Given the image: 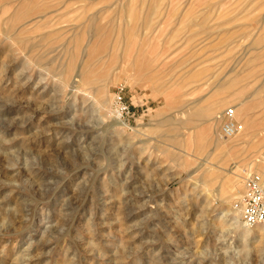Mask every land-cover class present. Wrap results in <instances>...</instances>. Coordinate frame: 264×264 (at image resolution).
<instances>
[{
    "label": "rangeland",
    "instance_id": "374dc122",
    "mask_svg": "<svg viewBox=\"0 0 264 264\" xmlns=\"http://www.w3.org/2000/svg\"><path fill=\"white\" fill-rule=\"evenodd\" d=\"M263 171L264 0H0V264H264Z\"/></svg>",
    "mask_w": 264,
    "mask_h": 264
},
{
    "label": "built area",
    "instance_id": "2783aa9c",
    "mask_svg": "<svg viewBox=\"0 0 264 264\" xmlns=\"http://www.w3.org/2000/svg\"><path fill=\"white\" fill-rule=\"evenodd\" d=\"M114 110L119 117L128 113V108L117 95L114 99ZM235 107L228 106L220 113L219 133L221 137L229 138L242 128L235 117ZM246 179V191L242 202V223L247 227L260 225L264 231V179L256 173H250Z\"/></svg>",
    "mask_w": 264,
    "mask_h": 264
},
{
    "label": "bare ground",
    "instance_id": "6f19581e",
    "mask_svg": "<svg viewBox=\"0 0 264 264\" xmlns=\"http://www.w3.org/2000/svg\"><path fill=\"white\" fill-rule=\"evenodd\" d=\"M44 8V7H43ZM43 17V16H42ZM46 17V16H45ZM31 21V20H30ZM89 65V64H88ZM88 65L86 66L85 65V67H87V69H88ZM84 67V68H85ZM88 74V73H87ZM86 75V74H85ZM85 80V79H84ZM89 80H91V77H90V79ZM84 82V81H83ZM90 82H92V81H90ZM89 82V83H90ZM84 84H85V82H84ZM86 85H87V82H86ZM103 90H104V88H103ZM98 98V97H97ZM96 99V98H95ZM222 100V99H221ZM224 101V100H223ZM97 104H100V106H103V100H96L95 101ZM219 107H220V105H219ZM208 108H210V107H208ZM236 110V116H238V108H236L235 109ZM219 111H217V107H216V109L208 116V121H209V125H210V127L211 128H214L215 127V125H216V123L220 120V114L219 115H216V113H218ZM221 113V112H220ZM118 117V116H117ZM191 119V118H190ZM192 120V119H191ZM207 120V119H206ZM208 127V129L207 130H209V126H207ZM243 128V127H242ZM211 130V129H210ZM209 130V131H210ZM209 131H208V133H209ZM241 131H242V133H244L246 130L244 129H242V130H240V131H238L237 132V134H235L234 135V137H236L238 134H240L241 133ZM205 135H207V132H206V134ZM233 137V136H232ZM230 138V137H229ZM194 139H196L195 137H194ZM243 140V139H242ZM235 141V140H234ZM233 141V142H234ZM196 142V141H195ZM236 142H237V140H236ZM222 143V142H221ZM220 143V144H221ZM242 164V163H241ZM244 165V164H243ZM247 165V164H246ZM239 167V166H238ZM241 167V166H240ZM257 167V166H256ZM240 169V168H239ZM250 169V168H249ZM209 170V169H208ZM248 172V171H247ZM250 172V171H249ZM248 172V173H249ZM264 172V171H263ZM240 176V175H239ZM237 179V178H236ZM231 180V179H230ZM238 181H236L235 180V178H233L232 180H231V182H230V185H231V187L235 190L236 189V187H238ZM219 191V190H218ZM220 192V191H219ZM230 195H232L231 194V191H230V194H229V196ZM228 196V197H229ZM230 198V197H229ZM242 200V199H241ZM233 207V206H232ZM231 214L232 215H234V218H235V216L238 218V217H240V215H241V211H242V201H241V204L240 205H238V206H236V207H234V208H231ZM226 214H227V212H226ZM223 217L224 216H222L221 218L222 219H220V222L218 223L217 222V224H219V225H221L222 226V224H223ZM242 217V216H241ZM217 218V217H216ZM237 223V224H235V226L233 227L234 228V230L235 231H237L241 236H244V239H247L248 238V236H249V234H252L253 232L255 233L254 235H253V237L255 238V240H261L262 238H264V234H262V232L264 233V231H263V229H260V228H252V227H247V226H245L242 222L240 223V221H234V223ZM233 223V224H234ZM230 224H232V223H230ZM240 228H239V227ZM256 242V241H255ZM260 242V241H259ZM261 243V242H260ZM262 248L259 246V245H257L256 246V252H259L260 250H261ZM240 250V249H239ZM243 250H245V249H243ZM246 251V250H245ZM236 253V252H235ZM248 253V252H247ZM235 255V254H234ZM235 257V256H234Z\"/></svg>",
    "mask_w": 264,
    "mask_h": 264
},
{
    "label": "crops",
    "instance_id": "0c3cea01",
    "mask_svg": "<svg viewBox=\"0 0 264 264\" xmlns=\"http://www.w3.org/2000/svg\"><path fill=\"white\" fill-rule=\"evenodd\" d=\"M245 102H246V99H245Z\"/></svg>",
    "mask_w": 264,
    "mask_h": 264
}]
</instances>
